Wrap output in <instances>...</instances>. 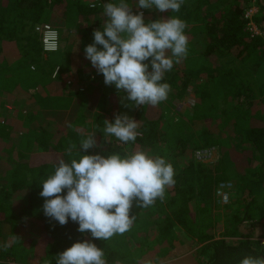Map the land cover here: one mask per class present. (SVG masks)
I'll list each match as a JSON object with an SVG mask.
<instances>
[{"label": "trees", "instance_id": "trees-1", "mask_svg": "<svg viewBox=\"0 0 264 264\" xmlns=\"http://www.w3.org/2000/svg\"><path fill=\"white\" fill-rule=\"evenodd\" d=\"M107 2L91 8L86 0H0V111L8 94H25L32 103L40 85L49 92L45 102L54 104V110L44 104L29 111L14 107L17 122L25 128L19 143L13 141L14 126L0 113V264H55L59 253L92 239L71 220L65 226L50 220L43 212L44 198L38 194L31 200L28 194L34 188L40 193L41 179L60 159H69L65 149L70 142L79 148L80 140L91 133L102 147L82 154L143 150L164 157L176 173V183L163 202L133 207L137 227L108 241H93L104 249L108 264H148L155 251L164 255L163 260L172 259V254L184 252L183 242L197 247L196 264H238L247 254L264 256V244L254 232L264 223V0H186L179 13L146 10V22L179 16L188 25L189 55L165 73L163 82L171 86L168 99L156 106L130 108L123 106L116 91L107 89L91 111L88 98L98 95L102 86L90 81L99 84L103 75L85 58L84 49L94 43V30H103ZM129 3L135 6L136 0ZM251 6L258 11L249 19L246 10ZM250 21L262 35L251 37ZM41 24H52L61 33L74 31L69 39L73 50L66 54L73 57L71 68L83 84L73 96L80 99L86 92L85 114L75 119L76 110L68 109L74 98L63 97L68 104L55 105L68 85L61 83V73L53 78L54 72L57 66L69 69L45 56L35 30ZM201 74L205 77L199 83ZM56 83L61 85L54 93L51 87ZM192 83L198 96L195 111L170 122L169 108L184 99ZM117 113L139 123L134 144L123 145L114 137L104 140L103 122L114 121ZM209 147L222 150L218 161L196 162L197 150ZM230 176L241 184V193L237 188L238 198L222 206L221 214L216 191L219 183L231 181ZM19 247L25 249L21 260ZM176 247L179 251L173 253Z\"/></svg>", "mask_w": 264, "mask_h": 264}, {"label": "clouds", "instance_id": "clouds-1", "mask_svg": "<svg viewBox=\"0 0 264 264\" xmlns=\"http://www.w3.org/2000/svg\"><path fill=\"white\" fill-rule=\"evenodd\" d=\"M184 0H110L103 4L105 21L94 30V43L85 47V58L107 86L125 95L128 107L156 106L168 99L171 86L165 73L189 55L188 25L179 16H161L146 22L143 10L179 13ZM92 7H96L95 4ZM99 127V126H98ZM139 123L127 114L103 122L104 140L114 137L123 145L135 143ZM102 147L91 133L65 149L54 171L41 179L43 212L65 226L71 220L91 240L76 242L56 256L55 264H108L104 249L93 241H108L128 232L136 220L133 207L149 208L163 202L175 185L172 163L143 150L88 155ZM66 192V194H65ZM119 264V261H116ZM238 264H264V256L244 255Z\"/></svg>", "mask_w": 264, "mask_h": 264}, {"label": "rangeland", "instance_id": "rangeland-1", "mask_svg": "<svg viewBox=\"0 0 264 264\" xmlns=\"http://www.w3.org/2000/svg\"><path fill=\"white\" fill-rule=\"evenodd\" d=\"M258 11L257 7L256 6H251L249 7L247 10H246V13L250 12L251 15L255 14L256 12ZM52 25V24H51ZM53 26V25H52ZM54 27V26H53ZM56 28V27H55ZM58 29V28H57ZM64 30V29H63ZM58 31L60 32V51L57 53H54V54H45L46 55H49L55 62V64H60L62 65V67H64V65H66V61L69 59V58H73L71 57V55H67L69 57H65L64 54L62 53L61 51V44H62V36H61V29H58ZM66 37V41H65V46L68 51H69V48H70V40L71 38H69V35L71 37H73L74 34V31H69V32H66L64 30L63 32ZM67 35V36H66ZM69 40V42H68ZM71 49V48H70ZM73 50V49H71ZM64 52V51H63ZM67 52V51H66ZM69 72L70 73H74L72 68H71V65L69 66ZM66 71V72H68ZM61 73V76L63 77V70L61 69L60 71ZM264 75V73H263ZM65 77V80L64 82L68 85V89L69 90H64L63 93H60V97L57 98V102L58 104H55L57 107H59L60 105L64 104L66 105L67 103L64 102L65 100L63 99L66 98L68 99L67 97V94L69 93V91H72V92H75L77 91L78 88L81 87V85H79L78 83H76V78H74L72 75H68V74H65L64 75ZM205 75L204 74H201L199 76L200 80H199V83L202 82V80L204 79ZM101 81H98L99 84L97 82H94L93 84H95L96 86H102V89L100 90V92H98L99 94L97 95H93L90 98H88V102H90V110L93 111L97 108L98 104H99V100L101 97H104V95H106V92H107V89H112L113 91H116V93L119 95V98L122 100V97L125 95L124 93H121L119 92L115 86H107L105 85L104 83V77H102L100 79ZM103 80V81H102ZM70 82V84H69ZM91 82V85H92V80L90 81ZM198 83V84H199ZM195 84L192 83L189 87V90L186 94V96L184 97L183 100L181 101H176L174 103V106L173 107H170L168 112H167V117L169 119L170 122H174L176 120H178L181 116L183 115H186L188 113H192L193 111H195V107L197 106V101H198V96H197V93L195 91ZM76 93V92H75ZM86 93V92H85ZM85 93L82 95V97L79 99L81 101V103L79 105H76V106H73L71 107L72 105L69 103V107L68 109L70 110H76L74 111V119L76 116H78L79 114L81 113H84L85 114V110H84V107H86V95ZM48 90L42 87H39L37 88V90L35 91V94L33 95V101L32 103H30L27 98L28 96L25 95V94H19V96L14 93V94H8L6 96V98L3 100V104L6 106L4 108V110H1L0 113H1V119L2 120H5L7 117H8V122L14 126V129H15V137H14V140L13 141H16L17 143H19L21 140H22V135L24 133V126L23 124L18 123L19 120L16 119V114L14 111V107L17 106L20 110H27L29 111L31 108H34L36 106H40V105H45L46 108L48 109H51V110H54V104L52 103L53 101H48V102H45V99L48 97ZM91 95V93H90ZM132 102L130 101H123L122 104L123 106L124 105H129L131 104ZM78 107V108H76ZM134 106L130 107V108H133ZM76 108V109H75ZM68 110V111H69ZM8 111V112H7ZM11 116V117H10ZM82 116V115H81ZM18 121V122H17ZM69 121V119H68ZM165 121V119H164ZM204 151H208L206 152L205 154H202L200 153L201 151L203 152ZM199 152V153H198ZM221 153H222V150L217 148V147H209V148H205V149H201V150H197V152L195 153V161L198 162V163H203V164H214L218 161V159L221 157ZM230 159V158H229ZM233 179V176L229 179ZM231 181L234 183L233 187H232V190H231V193H232V198L230 197V202H233L235 201V199L238 198L237 196V193H236V190L237 188L239 189V186H241V184L238 186L237 182L232 180ZM231 181H228V182H231ZM227 182V181H225ZM232 183V184H233ZM241 190L239 189L238 190V195ZM30 192V191H29ZM30 195V198L31 200H36L38 194H39V190L38 188H34L30 193H28ZM244 198L246 197L245 195L243 196ZM243 198V199H244ZM228 203V204H229ZM221 206V205H220ZM218 211L221 213L223 210H222V206L218 209ZM222 214V213H221ZM137 227V224L133 223L132 226H135ZM137 229V228H135ZM254 232L256 233V237H258L257 239L259 240L261 238V235L264 234V223H260L258 224L257 226H255L254 228ZM221 233V232H220ZM219 233V234H220ZM89 236L91 237L90 233H89ZM220 237V236H219ZM90 239V238H88ZM134 240L136 241L137 239L134 238ZM134 240H133V243L134 244ZM232 241H236V239H231ZM262 240V239H260ZM176 250L173 252H178L179 251V247H176L175 248ZM180 249H183L184 252L180 255H177V256H174L173 254L171 255L172 256V259H164L163 260V254H160V252L158 251H155V253L153 254L152 256V259H151V262H149L150 260V257H146L144 260L146 263L148 264H173L174 262L178 263V264H196V261L198 259V255H197V247L196 246H188L186 245V242L182 243L180 245ZM25 249L23 247H19V249H17V258H19L20 260L24 257V252ZM171 254V253H170ZM190 259V260H188ZM14 264H21L20 261H16Z\"/></svg>", "mask_w": 264, "mask_h": 264}, {"label": "built area", "instance_id": "built-area-1", "mask_svg": "<svg viewBox=\"0 0 264 264\" xmlns=\"http://www.w3.org/2000/svg\"><path fill=\"white\" fill-rule=\"evenodd\" d=\"M89 3V6L91 8L93 4L96 5V7L100 6L102 4V0H86ZM186 0H184L185 2ZM146 14V10H143ZM253 15L250 14V12L246 13V18L251 19ZM248 30L251 33V37H256L262 35L261 30L256 25L254 21H250L248 24ZM36 32L40 35L42 46H43V52L45 54H54L57 53L60 49V32L57 28L53 27L50 24H41L37 25L35 28ZM60 67L57 66L53 78H56L60 73ZM70 84V82H69ZM208 151H201L200 153L205 154ZM199 153V152H198ZM233 187V184L231 182H221L219 183L216 191V196L218 198V204L221 206H225L230 201V192ZM262 239V240H260ZM259 240L264 244V237L260 238Z\"/></svg>", "mask_w": 264, "mask_h": 264}, {"label": "crops", "instance_id": "crops-1", "mask_svg": "<svg viewBox=\"0 0 264 264\" xmlns=\"http://www.w3.org/2000/svg\"><path fill=\"white\" fill-rule=\"evenodd\" d=\"M64 33H61V36H62V44H61V51H62V53L64 54V56L65 57H69V56H67L66 55V51H67V49H65L66 48V46H65V41H66V37H65V35H63ZM70 38L72 39V37L70 36ZM64 51V52H63ZM70 59H68L67 61H66V65H64V67L65 68H68L69 69V66H70ZM68 69H66V70H68ZM65 74H68V75H72L73 77L75 76L74 75V73H70L69 71L68 72H66V71H63V77L61 78V83L63 84V85H65L64 83H63V81L65 80V77H64V75ZM74 78H76V76L74 77ZM76 80V83H78L79 85H82L83 84V82L82 81H80V80H78V78H76L75 79ZM103 81V80H102ZM61 83H56V85L55 84H53L52 85V89L54 90V93H56V92H58L59 90H60V87H59V85H61ZM91 84V83H90ZM92 85H95V84H92ZM40 87H44L43 85H40ZM67 90H69L68 88L69 87H67V86H64ZM47 88V87H46ZM49 89V88H48ZM65 90V89H64ZM75 92H77V91H75ZM75 92H72V91H69V93L67 94V96L69 97V98H74L72 101H71V107H73V106H76V105H79V102H80V100H79V98H75V96H73V94L75 93ZM68 104V103H67ZM80 106V105H79Z\"/></svg>", "mask_w": 264, "mask_h": 264}]
</instances>
